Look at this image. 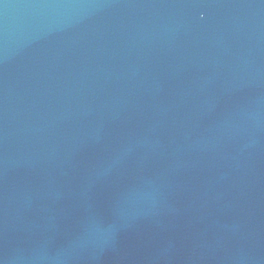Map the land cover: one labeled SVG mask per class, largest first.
<instances>
[{
	"label": "water",
	"instance_id": "1",
	"mask_svg": "<svg viewBox=\"0 0 264 264\" xmlns=\"http://www.w3.org/2000/svg\"><path fill=\"white\" fill-rule=\"evenodd\" d=\"M0 264H264V0H0Z\"/></svg>",
	"mask_w": 264,
	"mask_h": 264
}]
</instances>
